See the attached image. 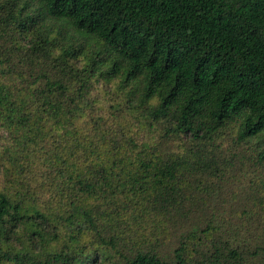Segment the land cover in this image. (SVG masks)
Instances as JSON below:
<instances>
[{
	"label": "trees",
	"instance_id": "1",
	"mask_svg": "<svg viewBox=\"0 0 264 264\" xmlns=\"http://www.w3.org/2000/svg\"><path fill=\"white\" fill-rule=\"evenodd\" d=\"M0 129V264H264V0H0Z\"/></svg>",
	"mask_w": 264,
	"mask_h": 264
},
{
	"label": "rangeland",
	"instance_id": "2",
	"mask_svg": "<svg viewBox=\"0 0 264 264\" xmlns=\"http://www.w3.org/2000/svg\"><path fill=\"white\" fill-rule=\"evenodd\" d=\"M2 135H3V132L0 129V138L2 137ZM223 142H224L223 146L225 148L226 146H230L231 136L226 135L225 138L223 139ZM257 171H255L251 167H246L241 172L239 171L234 172L236 174L233 177V182L230 184V190H232L235 193H239L240 191L238 189L243 188L244 185H248L253 180H255V182H258L262 177H264V173L258 169ZM0 178H1V175H0ZM228 219H229V216H228Z\"/></svg>",
	"mask_w": 264,
	"mask_h": 264
}]
</instances>
